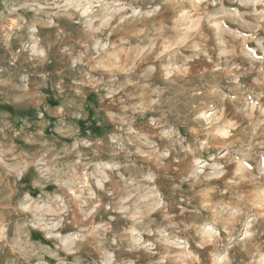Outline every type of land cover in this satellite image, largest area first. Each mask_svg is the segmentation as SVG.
Returning a JSON list of instances; mask_svg holds the SVG:
<instances>
[{
	"label": "clouds",
	"instance_id": "clouds-1",
	"mask_svg": "<svg viewBox=\"0 0 264 264\" xmlns=\"http://www.w3.org/2000/svg\"><path fill=\"white\" fill-rule=\"evenodd\" d=\"M0 264H264V0H0Z\"/></svg>",
	"mask_w": 264,
	"mask_h": 264
}]
</instances>
